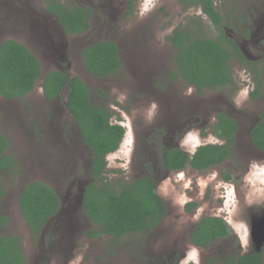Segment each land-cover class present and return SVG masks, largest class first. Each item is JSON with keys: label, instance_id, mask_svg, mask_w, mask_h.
Here are the masks:
<instances>
[{"label": "flooded vegetation", "instance_id": "af4514ba", "mask_svg": "<svg viewBox=\"0 0 264 264\" xmlns=\"http://www.w3.org/2000/svg\"><path fill=\"white\" fill-rule=\"evenodd\" d=\"M81 1L84 4H78V0L76 4L86 10H91L88 21L89 27L81 34L70 36L64 31L57 17L49 12L45 0H0V45L9 40L24 45L22 39H29L32 47L36 48L35 52L41 54L51 66L55 65L53 67L56 69L52 71H59L66 74L69 78L78 77L89 91H91V87L88 84L89 81L92 83H102L107 77L115 78L120 76L123 72V67L130 70L133 79L130 80L132 82L129 86L132 85L137 91L132 93V96L128 98L131 107L140 109L154 103L156 108L148 118L143 116L144 118L138 119V116L134 115L135 120L129 123L130 128L127 140L126 133H124L117 150L104 157V166L99 170L102 173L98 177L110 183H116L119 179L131 181L141 178H147L153 183L154 192L165 207V214L160 224L144 235H158L161 230H164L165 226L167 227L166 223L170 215L171 217L180 216L176 212L178 211L176 207L171 204V200L165 199L160 195L158 191L159 185L167 183L166 181H170L172 184L180 183L182 179L186 180L187 176L191 173L203 175L204 172H208L210 180L207 187L209 186L210 190L214 191L215 194L217 193V199H214L217 205L208 203L205 208L196 209V206L201 204L202 201L209 200V189L204 192V196H202L200 201L197 199H187L183 204L181 203L183 207L180 208L184 213L183 215L189 216V220L179 217L180 225L178 229L176 230L175 226L174 228L171 227L170 231L168 228L164 230L158 237L160 243L155 245L149 254L147 251L144 258L145 260L146 256H148L146 262L143 260L137 264H183L184 261L187 264H195L191 253L192 249H196L198 252L199 264H241V260L245 257L251 258L248 260L249 263L253 261L254 264H263L264 244L257 250L253 236L254 230L261 231L259 239L264 235V206L257 204L258 201L256 200L252 204H249L250 206L242 205L238 215L242 221L238 219L234 220L232 214L230 215L229 209L222 211V208L225 202L228 201V198H233L231 193L227 195L229 189L234 190L236 196L234 198L238 200L241 186L245 182V177L248 176V170H251L250 165L253 162L264 163V160L258 162L259 158L257 157H262L264 152L260 151L253 144L250 137V132L255 124L260 122L264 109L256 114V117L245 130L248 136L249 148L256 151L255 154L248 155L245 159L242 154L243 146L237 144L236 137L242 127V121L238 118L241 114L237 110L238 102L235 99L241 88L247 87L251 95L256 90V84H261L262 80H264V70H261L264 67V1L251 0L252 7L247 9L249 20L244 18L246 14H242L238 18L234 16L235 21L232 23L234 29H228L229 18L224 22L222 28L227 38L237 45L246 60V62H241L237 58L232 60L231 82L219 90L202 89L200 92L192 86H187L190 90L188 95L183 94V80L172 64L175 49L171 43L172 52L167 57L169 65L166 67L161 62L162 55L155 51L154 48H151L153 46L151 42L148 43L147 39H144L139 46V42L135 40L137 36L134 30L126 31L122 34L124 37L129 38L126 44L123 43L124 40L122 38V42L104 39L106 33L101 30L104 26L98 29L100 31L97 40H84L85 36L91 34L94 20L98 18L101 20L99 16L94 14L93 7L99 8L107 16L109 22H113L115 21V17L112 18V15L122 11V7L120 8L119 6L124 4V8L128 10V4L131 0H128L127 3L123 1L122 4H116L115 2H119L118 0ZM219 11L224 14L220 6ZM105 19L103 18V20ZM113 27L115 26L113 25ZM175 28L170 30L169 36ZM109 40L117 45L121 67L116 75H109L106 78L92 77L83 66L81 52L89 44ZM74 63L80 64L81 68L74 69L77 71L81 69L82 74L78 75L72 72ZM161 65L164 69H162ZM235 65H237V69L244 72L247 71L246 75L248 77L245 76L244 80L241 77L239 79L235 78L236 73L233 71V66ZM84 74L88 79L87 81L82 78ZM154 77H156L158 83H154L156 81ZM43 78L40 75V79L34 84L33 90L27 93L24 99H6L0 96V101L3 102V105L0 106V113H6L7 116H5L12 119L16 118L14 120L16 124L13 125L14 132L19 133L21 136L23 135V137L29 136L31 139V141L18 142L14 145L15 153L11 154V145L14 143H12L10 137L3 133L4 130H0L4 138L9 141V146L4 149L2 155L11 159L9 169H0V200L5 197L8 185L11 187V190L12 187L15 189L13 190L14 198L11 200L12 203L14 202L13 205L4 206L6 210L2 211L3 204H0V217L4 218V220H0V233L7 231L13 225L15 218L11 215V210L8 209L10 206H14L16 217L21 219L27 227L26 230L30 236L31 243L36 242L34 264L47 263L49 261V257H46L47 254L51 256L55 254L65 258L69 246L76 239L73 235L79 236L78 238L80 239L94 240V238L89 239L85 236L88 228L87 219L81 213L82 207H78L75 201L81 187L80 183L85 181L89 184L92 182L90 178L92 151L83 144L78 126L75 121L71 120V115L66 109L68 88L64 89V93H59L54 99L48 100L42 91ZM150 81L153 82V86ZM36 87L40 90L41 99L37 100L35 98L34 101L30 102L31 107L25 104V107L28 110L31 109V111L28 113L25 109L23 116L20 117L21 111L19 108L10 105L11 103L9 102L18 100L27 103L28 100H31ZM261 91H264V86L262 89L260 85L259 93ZM106 94L103 87L94 89L89 94V101L91 104L97 105L92 102L93 97L99 98V100L102 98L107 99ZM196 100H201L209 106V108H205L204 110L201 108L204 111V117L198 112V102H195ZM58 103L59 107H56ZM49 107H53L54 112ZM219 116L232 119L237 126L231 143L229 142L230 138H219L213 132ZM112 118L110 119L111 124L121 125L117 121V118L114 121ZM208 120H210L209 124H207ZM198 128L199 131H195ZM207 129H209V132H207ZM206 136L219 142L213 145L228 147V156L219 164L211 165L204 170H195L190 166H185L184 168H170L166 166L165 158L167 153H171L170 156L179 157L180 152L187 155L189 160H191L198 148L194 147L192 141L200 142ZM122 144H125V146L123 147ZM17 153L21 154V156L18 157ZM120 153L123 154L122 159H119ZM234 154L236 157L239 156L240 160L243 158V162L240 165L242 171H217L221 165L231 160ZM111 155L115 156V161L120 162V166H109L111 165ZM230 168L235 169L236 167L230 164ZM109 171H114L117 174L122 171V175L110 179L108 177ZM31 183L41 184L58 197V213L48 215L44 226L38 234H35L29 228L20 211L19 204L20 195ZM88 184L85 186V189ZM236 207H239V205ZM217 208L222 211L221 214H218ZM205 219L208 220V227L212 231L214 229L213 220H216L219 226L222 225L219 227L221 235L208 241L205 245H197L192 241V235L198 224ZM231 223L236 228L240 224L246 225L247 242H249L247 245L243 246L240 241L239 245L228 244L226 242L227 239L240 237ZM64 228H68L67 233L66 231L64 232ZM54 229L57 230L56 234L58 235L53 240ZM50 232L52 233L49 235ZM44 234L45 240L42 239ZM0 237L17 238L23 251L20 238L17 235L4 233L0 234ZM50 261H53V259ZM25 263L27 264L26 259Z\"/></svg>", "mask_w": 264, "mask_h": 264}, {"label": "trees", "instance_id": "16d2710c", "mask_svg": "<svg viewBox=\"0 0 264 264\" xmlns=\"http://www.w3.org/2000/svg\"><path fill=\"white\" fill-rule=\"evenodd\" d=\"M128 4L129 13L133 2ZM187 6L199 7L217 31L216 38H206L198 32L202 28L199 21H194L192 29L176 27L167 41L175 49L173 67L177 70L187 86L202 89L219 90L232 80V60L245 61L237 45L227 38L223 25L232 12L215 6L214 0H182ZM224 3L227 2L223 0ZM47 9L58 19L64 31L70 35H78L89 27L91 10L77 4H62L59 0H45ZM229 24V23H228ZM117 45L112 41L89 44L81 52L85 70L95 78H106L116 75L121 63L118 58ZM41 70L38 60L24 45L15 41H5L0 45V96L6 99H24L33 90L40 79ZM68 88L66 109L78 126L83 144L92 151L90 178L83 195L81 213L90 226L85 232L89 239L102 235L119 239L131 234L143 236L156 228L164 214L165 207L154 192L153 183L147 178L131 181L119 179L110 183L98 176L104 166V157L117 150L124 136L125 129L119 124H111L112 113L105 107H98L89 101L90 91L78 78H69L59 71L45 74L42 91L46 99L52 100ZM260 83L251 93L258 95ZM237 126L232 119L218 117L213 132L219 137L230 138ZM253 144L264 152V113L260 122L250 132ZM9 141L0 133V169H9L11 159L3 156ZM167 153L165 162L170 168L190 166L195 170H204L211 165L219 164L228 156V147L219 145H203L189 160L180 153L179 157ZM4 163V164H3ZM20 211L29 228L38 234L44 226L48 215L58 213V197L39 183L29 184L19 197ZM0 220L4 218L0 217ZM6 221V219H5ZM213 231L205 219L198 224L192 235L197 245H205L208 241L220 237L219 227L213 220ZM3 224V223H2ZM245 257L241 264H254ZM0 264H26L25 256L15 237H0Z\"/></svg>", "mask_w": 264, "mask_h": 264}, {"label": "rangeland", "instance_id": "374dc122", "mask_svg": "<svg viewBox=\"0 0 264 264\" xmlns=\"http://www.w3.org/2000/svg\"><path fill=\"white\" fill-rule=\"evenodd\" d=\"M60 2L66 3L67 5H71L72 3L76 4L77 0H59ZM119 2H115L116 4H122L127 3L128 0H118ZM227 2L224 3L223 0H214L217 7L220 6V8H223L224 11L232 12V16L229 17V25L228 29H234V23L235 17H241L242 14H246V17H244L246 20H249L248 18V12L247 9L251 8V0H226ZM255 1V0H252ZM264 1V0H263ZM78 4H84L83 1L78 0ZM94 4H96L94 2ZM91 5V4H90ZM92 6V5H91ZM124 4L122 6V11L118 14H113L112 18L115 19V21L109 22V19L107 16L99 9V8H92L94 11V14L96 16H99L101 20L98 18L94 20L93 23V30L89 36H85L84 40L87 41H95L98 39L99 28H102L101 26H104L103 30L105 34L104 39H112V40H119L122 42L124 40V44H126L129 41V38L124 37L122 34L126 31L134 30L136 33V41L139 42V46L141 45L142 41L144 39H147L148 43L151 42L153 46L151 48H154L155 51H157L159 54L162 55L161 62L167 67L169 65V60L167 57L172 52V47L170 46V43L167 41V37L169 36L170 30L175 27L182 26V28H189L192 29L194 27L192 23L194 21H199L202 24L201 30L198 32V34H201L202 36L206 38H216L217 31L214 28V26L210 23L209 20H207V17L202 14L201 9L198 7H191L187 6L185 2L182 0H136L133 4L132 11L129 13L126 8H124ZM88 7V6H87ZM7 14V12H5ZM103 14V15H102ZM235 16V17H234ZM103 18H106L103 20ZM115 27H113V25ZM231 26V27H230ZM124 30V31H123ZM133 32V33H134ZM229 34V33H228ZM123 40H122V39ZM77 40V39H76ZM22 43L26 45L27 47L31 48V43L29 39L27 40L22 39ZM141 48V47H139ZM32 49V48H31ZM36 49V48H35ZM131 52V51H129ZM132 53V52H131ZM166 58V62H165ZM154 62H157L155 60H152ZM53 66H55L53 64ZM52 66V68H54ZM162 66V65H161ZM237 65L233 66V71L236 73L235 78L239 79H245L246 72L240 69L236 68ZM74 68H81L80 64L73 65L72 72L77 73L78 75L82 74L80 71L81 69L75 70ZM262 68V67H260ZM264 68V67H263ZM261 70H264V69ZM162 69L163 66H162ZM42 70V74H43ZM122 74L118 77H107L102 83H92L91 81L88 82L90 88V92H93L94 89L99 88H105L107 99H100L94 98V103L97 104V106L101 107H107L108 110L112 113V119H118L119 123H121L122 127L125 128L126 133V140L128 138V130L130 128V122H132L134 119V115L136 114L138 116V119L150 117L149 112L151 109V105L144 106V108L135 109L132 108L130 103L128 102V98L132 96V93L137 92L134 87L131 85L130 81L133 79L132 74L130 70L126 67H123ZM45 72V71H44ZM71 72V73H72ZM248 77V76H247ZM82 78L87 81L86 75H82ZM156 79V77H154ZM248 81V80H247ZM151 82V81H150ZM154 83H158V80L154 81ZM184 83V82H183ZM182 83L183 88V94L188 95L190 92L189 87L184 83ZM151 85L153 86V82H151ZM261 88L263 89L264 86V80H262V83L260 84ZM145 87V86H143ZM187 87V88H186ZM252 87V86H250ZM251 89V88H250ZM118 90V91H117ZM40 90L36 87V91L32 95L31 100H28L27 103L20 102V101H13L9 102L10 105L16 106V108H19L21 111L20 117L23 116L25 109L30 113L31 109L28 110L27 107H25V104L27 106L31 107L30 102L34 101L36 98L41 99V96L39 94ZM136 96V95H135ZM236 101L238 102L237 110L241 114L240 117H238L242 121V127L240 129V132L238 134L237 138V144L243 146V157L245 159L248 155L255 154L256 151L251 150L249 148V142L247 140V132H245L246 128H248L249 123L256 117V114L259 113L261 110L264 109V91H261L256 97L252 98L249 94V89L247 87L241 88V90L238 91L237 96L235 97ZM195 102H198V112L202 114L204 117V109L209 108V106L206 105L205 102L201 100H196ZM194 104L196 105V103ZM3 105V102L0 101V106ZM53 106V105H52ZM56 107H59V103ZM203 108V110L201 109ZM52 112H54L53 107H49ZM5 110V109H4ZM3 112L0 113V130H4V134L11 138L12 144L10 149V153H15L14 145H16L20 141H31V139L28 137H23L19 133H15L13 130V125L16 124L14 122L15 119H12L10 117L5 116ZM210 123V120H208V123ZM195 131H199V128ZM207 132H209V129H207ZM197 133V132H196ZM203 139V140H202ZM199 141H192L194 147H200L203 145H207L209 143L215 144L219 143L215 139H211L209 136H206L202 138ZM125 140V141H126ZM191 141V140H190ZM123 145V144H122ZM125 144L123 145V147ZM125 154V153H124ZM17 156L20 157L21 154L17 153ZM119 159L123 158V154H119ZM258 162H261L264 160V155L257 156ZM111 165L110 167H118L120 166L119 161H115V156L111 155ZM243 162L240 160V157H236L235 154L232 157L231 160H228L227 163H224L219 167L217 171H242L240 168L241 163ZM263 163V162H261ZM230 164H232L235 169L230 168ZM213 171V170H209ZM248 176L245 177V182L241 186V191L239 192L238 200H236V196L234 193V190L231 189L228 190L229 195L231 193V196L234 198H228V201L225 202L223 206L222 211H227L229 209L230 215L232 214V217L234 220H240L239 219V210L242 205H249L252 204L255 200L258 201L257 204H262L264 206V175H262L259 170H248ZM122 171H120L118 174L114 171L108 172V177L111 179H114L116 176H121ZM202 174H189L186 178V180H181L180 183L172 184L170 181H166L167 183L161 184L158 187V191L161 196H163L165 199L171 200V204L176 207L178 211L177 213L180 214L178 217H169L167 220V227H164V230L168 228L170 231V228H174L176 226V230L178 229V226L180 225V219L181 217L184 220H189V216L183 215V211L180 207L181 203L183 204L184 201H187V199H197L201 200L202 196H204V192L208 190L209 200L202 201L201 204L196 206V209L198 208H205L208 203H214L217 205L214 201V199H217V193L215 194L214 191L210 190L208 185V181L210 180V174L208 172H204ZM196 184V185H195ZM207 187V188H206ZM14 187H11L8 185L5 193V197L0 200L2 205V211H5L4 206L6 205H13L11 202L12 198H14ZM245 193V195H244ZM63 194V191H62ZM5 199V200H4ZM239 205V207H236ZM250 206V205H249ZM239 208V209H238ZM8 210H11L12 216L15 218L14 223L12 226H10L7 231H4L0 234H14L17 235L20 238L21 245L24 251L25 259L27 260V264H34L35 263V257H36V242H32L29 239V234L26 230V226L24 222L17 218L14 213V206H10ZM218 210V208H217ZM221 210H218V214L222 213ZM175 216V215H174ZM79 224V223H78ZM233 224V223H231ZM66 225V224H65ZM64 225V226H65ZM89 227L90 225L87 224ZM233 228H235L237 235H239V238L235 239H227L226 242L228 244L233 245H239L240 243L244 246L247 245L242 243L241 238L245 236V232H247V227L245 224H240L238 228L235 227V225H232ZM55 232L53 233V240L57 237L58 234H56L57 230L54 229ZM164 230H161L160 233L155 236L150 235H143L140 236L138 234L134 235H128L124 236L122 238H119L118 240H115L113 237L102 235L100 237L94 238V240H86V239H80L79 236L76 237L75 240L71 243L68 249V253L66 254L65 258L62 256H57L55 254L49 255L47 254L46 257H49V261L44 264H137L140 261H143L145 258V255L148 251V254L151 249L155 247V245H158L160 242L158 240V237L161 233H163ZM68 232V228H64V232ZM52 232L49 233V235ZM48 235V236H49ZM42 239L45 240V234L42 236ZM239 239V240H238ZM246 240L248 241V236L246 237ZM57 241V240H55ZM240 241V243H239ZM246 248V247H244ZM192 253V252H191ZM49 255V256H48ZM80 258V259H78ZM148 256H146V259ZM191 258V257H190ZM264 258V254H263ZM53 261H50L52 260ZM146 259L144 260L146 262ZM202 261V259H200ZM189 262V261H188ZM193 262L194 259H193ZM183 264H187L186 261H184ZM264 264V261H263Z\"/></svg>", "mask_w": 264, "mask_h": 264}, {"label": "water", "instance_id": "95a60500", "mask_svg": "<svg viewBox=\"0 0 264 264\" xmlns=\"http://www.w3.org/2000/svg\"><path fill=\"white\" fill-rule=\"evenodd\" d=\"M55 22L58 24L57 20L54 18ZM26 46V45H25ZM27 47V46H26ZM32 48V49H31ZM31 48L27 47V49L29 51H31L33 53V55L36 57V59L38 60L39 62V65H40V70H41V77L43 78V76H45V74H47L48 72H51L52 70L56 69V68H52L51 64L48 63V61H46L43 56L41 54H38L37 52H35V48H33L31 46ZM42 70L43 71V74H42ZM71 120H73L72 116H70ZM88 183H86L85 181L84 182H81L80 183V189H79V192H78V195H77V198H76V205L78 207H82V202H83V195H84V190H85V186L87 185ZM261 231L259 230H254V236H253V240L256 244V249L259 250L263 244H264V235L259 239V233ZM256 233H258L257 235H255Z\"/></svg>", "mask_w": 264, "mask_h": 264}, {"label": "clouds", "instance_id": "9594fccd", "mask_svg": "<svg viewBox=\"0 0 264 264\" xmlns=\"http://www.w3.org/2000/svg\"><path fill=\"white\" fill-rule=\"evenodd\" d=\"M155 108H156V105L153 103V104L151 105V109H150V112H149V116L152 115V112L155 110ZM250 169H251V170H259L260 173H261L262 175H264V163L253 162V163L250 165ZM246 236H247V232H245V236L241 238L242 243H244V244L247 243ZM192 256H193V258H194L195 264H199L198 252H197L196 249H192ZM78 259H80V258H78Z\"/></svg>", "mask_w": 264, "mask_h": 264}]
</instances>
